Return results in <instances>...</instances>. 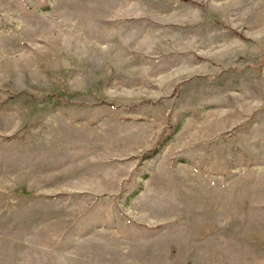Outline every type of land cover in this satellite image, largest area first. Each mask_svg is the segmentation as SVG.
Wrapping results in <instances>:
<instances>
[{
	"label": "rangeland",
	"instance_id": "1",
	"mask_svg": "<svg viewBox=\"0 0 264 264\" xmlns=\"http://www.w3.org/2000/svg\"><path fill=\"white\" fill-rule=\"evenodd\" d=\"M0 264H264V0H0Z\"/></svg>",
	"mask_w": 264,
	"mask_h": 264
}]
</instances>
